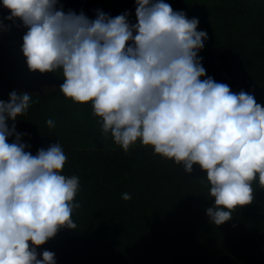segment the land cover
I'll return each instance as SVG.
<instances>
[{"label":"clouds","instance_id":"9594fccd","mask_svg":"<svg viewBox=\"0 0 264 264\" xmlns=\"http://www.w3.org/2000/svg\"><path fill=\"white\" fill-rule=\"evenodd\" d=\"M0 5L9 10L6 20L19 18L27 29L20 48L29 71L60 70L58 90L90 104L117 146L127 152L139 141L182 163L186 173L194 164L205 172L213 199L205 212L213 224L253 201V181L264 188V106L253 93L206 76L198 53L207 32L198 30V17L167 0H135L134 23L127 11L111 16L97 9L93 19L65 11L59 0ZM32 97L13 90L0 99V264H56L53 251L38 253L37 246L62 227L77 228L80 178L63 173V146L57 141L33 154L21 141L25 133L16 131ZM46 124L55 127L52 118Z\"/></svg>","mask_w":264,"mask_h":264},{"label":"trees","instance_id":"16d2710c","mask_svg":"<svg viewBox=\"0 0 264 264\" xmlns=\"http://www.w3.org/2000/svg\"><path fill=\"white\" fill-rule=\"evenodd\" d=\"M220 7L237 29L248 30L245 48L264 50L263 3L223 0ZM225 55L238 66L264 62V54H220ZM262 89L254 96L264 106ZM11 91L6 89L0 99L7 101ZM31 95L33 102L15 122L16 131L25 133L21 141L33 154L58 141L67 155L63 173L80 178L74 197L80 207L72 214L77 228H60L37 246L38 253L53 251L56 264H264V188L257 181L253 201L215 225L205 212L213 204L210 185L198 165L186 173L182 163L155 154L151 147L139 145L127 152L108 147L96 141L103 133L98 118L84 109L88 103H74L60 91L45 100ZM48 118L55 127L47 126ZM7 123L11 127L13 122ZM124 192L131 199L124 200Z\"/></svg>","mask_w":264,"mask_h":264},{"label":"rangeland","instance_id":"374dc122","mask_svg":"<svg viewBox=\"0 0 264 264\" xmlns=\"http://www.w3.org/2000/svg\"><path fill=\"white\" fill-rule=\"evenodd\" d=\"M90 6L95 9L102 10L111 16H116L125 11L128 12V19L130 22H135V0H85ZM223 0H167L174 10H183L186 15L191 17H198L199 24L198 30H205L207 32V39L204 42V47L198 53L201 56L202 64L206 69V76H211L218 82L227 83L230 88H234L235 92L244 90L246 92L257 94L258 89L262 87L264 91V62L244 66H238L235 63L226 60L227 57L220 56L221 53H241L246 54L258 53L264 54V50L255 46V50L251 47H244L246 39H248V30L237 29V22L234 24L233 21L224 18V12L221 11V3ZM250 0H242L247 2ZM257 3H263L264 0H251ZM26 27L22 26L21 36L26 32ZM23 42V41H22ZM220 45L227 46L221 49L219 55H212L211 52L218 48ZM259 68L262 71V77L258 78L256 69ZM49 78V81L40 82V88L33 90H19L8 85L0 84V94L6 91V89L18 90L22 93L27 92L29 94H40L42 99L45 100L47 96L54 95L59 90V85L63 83L62 73L57 70L56 73L45 72L43 73ZM47 93V94H46ZM69 99V98H68ZM84 109L88 108L89 115L91 114L90 104L85 105ZM96 141L108 146V147H119L117 146L110 135H102V138ZM142 145L139 141L132 147ZM144 146V145H143ZM149 147V146H144Z\"/></svg>","mask_w":264,"mask_h":264},{"label":"water","instance_id":"95a60500","mask_svg":"<svg viewBox=\"0 0 264 264\" xmlns=\"http://www.w3.org/2000/svg\"><path fill=\"white\" fill-rule=\"evenodd\" d=\"M65 11L72 9L79 13L83 11L89 18H95L96 10L85 0H59ZM9 10L0 5V84L19 90L40 88V82L49 78L38 71H29L25 57L21 51L22 23L19 18L6 20Z\"/></svg>","mask_w":264,"mask_h":264}]
</instances>
